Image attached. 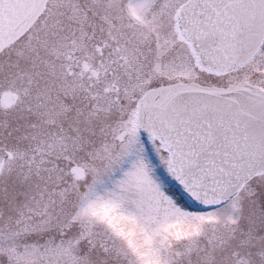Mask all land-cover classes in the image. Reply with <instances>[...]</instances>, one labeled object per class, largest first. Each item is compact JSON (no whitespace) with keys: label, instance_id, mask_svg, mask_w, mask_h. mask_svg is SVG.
<instances>
[{"label":"snow or ice","instance_id":"snow-or-ice-1","mask_svg":"<svg viewBox=\"0 0 264 264\" xmlns=\"http://www.w3.org/2000/svg\"><path fill=\"white\" fill-rule=\"evenodd\" d=\"M0 264H264V0H0Z\"/></svg>","mask_w":264,"mask_h":264}]
</instances>
